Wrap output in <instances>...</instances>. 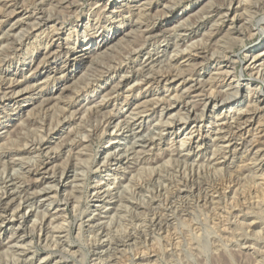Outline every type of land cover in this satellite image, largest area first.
<instances>
[{
  "label": "rangeland",
  "instance_id": "374dc122",
  "mask_svg": "<svg viewBox=\"0 0 264 264\" xmlns=\"http://www.w3.org/2000/svg\"><path fill=\"white\" fill-rule=\"evenodd\" d=\"M10 1L0 0V85L14 82V72L22 74L13 104L0 92V264H264V109L259 111L264 107V0H152L145 8L151 0H80L79 20L69 6H56L60 0L54 6L19 0L15 8ZM170 5L172 15L165 14ZM35 8L62 10L64 39L76 23L97 27L90 36L79 32L76 52L93 46L97 53H80L85 60L73 79L58 71L36 87L29 81L46 64L43 46L31 58L32 48L19 52L4 40L15 16ZM114 31L120 35L113 42ZM101 34L110 41L99 52ZM75 40L74 35L69 50ZM134 71L135 80L118 87L114 75ZM166 71L178 76L171 84L173 97L164 83L138 86ZM238 80L244 87L236 100L203 111L209 97L234 95ZM215 89L218 93H209ZM125 102L133 109L128 119L136 125L143 121L125 134H112L104 125L128 108ZM96 104L106 110L96 114ZM253 112L257 120L249 126L246 119Z\"/></svg>",
  "mask_w": 264,
  "mask_h": 264
},
{
  "label": "bare ground",
  "instance_id": "6f19581e",
  "mask_svg": "<svg viewBox=\"0 0 264 264\" xmlns=\"http://www.w3.org/2000/svg\"><path fill=\"white\" fill-rule=\"evenodd\" d=\"M18 1L19 0H11L10 2H12L11 4V8L12 7H14V6H16L17 5V3H18ZM25 2V0H22V2ZM36 1V3L35 4H38L37 6H41V5H44V4H46V5H52V4H54V0H35ZM80 0H65V1H63V0H60V1H58L57 2V5L56 4H54V5H56L57 7H59L58 5H60V7L59 8H63V7H65L66 5L67 6H69V8L70 9H73L71 12H73L74 11V14H79V13H77V12H79V2ZM99 1H101V0H98L97 2H99ZM110 1V0H109ZM126 1V0H125ZM146 1V0H145ZM148 1V0H147ZM28 2V1H27ZM30 2V1H29ZM32 2V1H31ZM232 2V1H231ZM245 2V1H244ZM248 2V1H247ZM5 3V2H4ZM7 3V2H6ZM21 3V2H20ZM26 3V2H25ZM125 3V2H124ZM147 4H143V7L145 8V5H151L153 2H152V0L151 1H148V2H146ZM254 3H255V1H254ZM8 4V3H7ZM32 4V3H31ZM98 4V3H97ZM154 4V3H153ZM233 4V3H232ZM231 4V5H232ZM258 4V3H257ZM10 5V4H9ZM22 5H23V3H22ZM22 5H21V7H22ZM27 5H28V3H27ZM54 5H52V6H54ZM115 5V3H113V4H111L110 5V9H114V6ZM197 4L195 3L194 4V6H196ZM36 6V5H35ZM51 6V7H52ZM92 6V5H91ZM130 6V5H129ZM139 6V5H138ZM137 6V7H138ZM142 6V5H141ZM7 7V6H6ZM10 6H8L7 8H9ZM25 7V6H24ZM33 6H31V8H32ZM47 7V6H46ZM131 7V6H130ZM130 7H128V8H130ZM143 7H141V8H143ZM231 7V8H230ZM228 9H231L232 11H234L235 9H234V6H230ZM2 8H3V6H2ZM6 8V9H7ZM15 8V7H14ZM23 8V7H22ZM30 8V7H29ZM43 8H45L44 6H43ZM50 8V7H49ZM59 8H58V10H59ZM69 8H68V10H69ZM106 8H109V7H106ZM105 8V9H106ZM125 8V7H124ZM132 8V7H131ZM134 8V7H133ZM136 8V7H135ZM147 8V7H146ZM164 8V7H163ZM236 8V7H235ZM240 8V7H239ZM238 8V9H239ZM251 8V7H250ZM1 9V8H0ZM5 9V8H4ZM3 9V10H4ZM24 9H26V7L24 8ZM36 9V8H35ZM50 9H52V8H50ZM54 9V8H53ZM57 9V8H56ZM60 9V10H61ZM148 9H149V7H148ZM237 9V8H236ZM12 10H14V9H12ZM55 10V9H54ZM59 10V12H54L53 11V13L52 12H50V10H47V9H36V10H34V11H32V13H25V11L24 12H22L21 14H19V15H16L15 17H17V16H19L18 17V20L15 22V23H13L12 24V26L8 29V30H6V31H8V33L5 31V33H7V34H5L4 35V40L5 41H7V42H10L11 41V44L15 47V48H17V50H19V52L22 50V49H24L25 47H27V51L28 50H31V48L33 49V51L31 52V51H28L29 52V54L31 55V58H33V56H34V52L36 51L37 52V50H38V48L42 45L43 46V48H44V52H42L43 53V56L44 57H42L44 60L43 61H46V64H44V66L42 67V69H41V71H39L38 70V73H37V75H36V77H34V78H31L30 79V81L29 82H32V83H35V86L36 87H40V86H42L43 84H46L48 81H49V79H50V77H51V74H54V73H57L58 71H61L62 73H63V75L65 74L66 75V80L67 81H69L70 79H73L74 77H76L78 74H79V72H80V69H81V65H83L82 63H84V58H85V56H84V54L82 55V54H80L81 52L83 53V51H90V50H93V46H91V47H89L90 46V44H91V41H92V38L90 37V39H89V42H88V44H89V48H87V49H84L83 51H81L80 53H77L76 51H77V49H79V48H81V46H79V44H77L78 43V40H79V32L82 30V31H85V36H90L91 34V31L92 30H95V25H91L90 27L86 24V25H83V24H79V23H76V25L73 27L74 28V31H72L71 33H69V35H68V37L66 38V39H64V36H65V32H64V27H63V25H64V16L61 14L62 13V10L60 11ZM66 10H67V8H66ZM65 10V11H66ZM93 10V9H92ZM119 10V9H118ZM117 10V11H118ZM126 10V9H125ZM134 10H136V9H134ZM143 10V9H142ZM153 10V9H152ZM165 10H166V13L165 14H171L172 15V13H173V11H174V6H171L170 5V7H168V8H165ZM2 11V10H1ZM0 11V12H1ZM31 11V10H30ZM52 11V10H51ZM109 11V10H108ZM116 11V12H117ZM130 11V10H129ZM148 11H150V10H148ZM16 12V11H15ZM14 11H13V15H14V13H15ZM64 12V11H63ZM70 12V11H69ZM70 12V13H71ZM114 10H112V11H110L109 13H111V15L112 14H115L116 13ZM124 12V11H123ZM155 12V11H154ZM227 12H229V11H227ZM10 13H11V11H10ZM107 13V12H106ZM108 13V14H109ZM136 13H138L137 11H136ZM140 13H141V11H140ZM149 13H151V12H149ZM148 12L146 13L147 15H150ZM186 13V15L189 13L187 10L186 11H184V14ZM230 13V12H229ZM247 13V12H246ZM9 14V13H8ZM12 14V13H11ZM66 14H67V12H66ZM72 14V13H71ZM74 14H73V16H74ZM117 14V13H116ZM134 14V13H133ZM144 14V13H143ZM142 14V15H143ZM164 14V13H163ZM236 14V13H235ZM7 15V14H6ZM110 15V14H109ZM123 15H124V13H123ZM132 15V14H131ZM131 15H130V17H131ZM141 15V14H140ZM67 16H68V14H67ZM72 16V15H71ZM72 16V17H73ZM76 16V15H75ZM144 16H146L145 14H144ZM7 17V16H6ZM78 17V18H77ZM79 15L78 16H76V18L79 20ZM91 15L90 16H88V20L90 21L91 20ZM117 17V16H116ZM123 17V16H122ZM139 17H141V16H139ZM138 17V18H139ZM66 18V17H65ZM71 18V17H70ZM2 19V18H1ZM0 19V20H1ZM62 19V20H61ZM67 19H69V17L67 18ZM115 19V18H114ZM122 19V18H121ZM131 19V18H130ZM135 19V18H134ZM136 19H137V16H136ZM159 19V18H158ZM233 19V18H232ZM4 20V19H3ZM138 20V19H137ZM180 20V19H179ZM174 21V20H173ZM173 21H171L170 23H173ZM200 21V20H199ZM262 21H264V19L262 20ZM138 22V21H137ZM120 23H121V21H120ZM166 23V22H165ZM164 23V24H165ZM180 23V22H179ZM216 23V22H215ZM219 23H221V22H219ZM157 24V23H156ZM262 24V23H261ZM125 25V24H124ZM181 25V24H180ZM1 26H2V23H1V21H0V28H1ZM178 26V25H177ZM194 26V25H193ZM4 27V26H3ZM164 27V26H163ZM162 27V28H163ZM179 27V26H178ZM182 27H184V26H182ZM181 27V28H182ZM97 28V27H96ZM159 28V27H158ZM242 28V27H241ZM147 29V28H146ZM154 29V28H153ZM164 29V28H163ZM170 29H171V27H170ZM1 30V29H0ZM145 30V29H144ZM162 30V29H161ZM147 31V30H146ZM148 31H149V29H148ZM170 31V30H169ZM168 31V32H169ZM172 31V30H171ZM88 32V33H87ZM96 32H97V30H96ZM182 32V31H181ZM95 33V32H94ZM166 33V32H165ZM261 33V32H260ZM132 34V33H131ZM264 34V33H263ZM26 35H31L32 36V38H33V41H31V39L32 38H30L29 36H26ZM76 36V43L74 44L75 46H73V48H72V50H69L68 48H69V46L71 47V44H70V40H71V37L72 36ZM120 34H119V31H114L113 32V35H112V38L110 39L111 41H116L119 37ZM154 35V34H153ZM169 35V34H168ZM184 35V34H183ZM101 37H104L103 38V40L100 42V47H102V48H100V49H98V51L100 52L103 48L104 49H107V47L109 46V41L110 40H108L107 39V37H105L104 35H100ZM149 36V35H148ZM151 36V35H150ZM178 36H181V34L180 35H178ZM186 36H188V35H186ZM3 37V36H2ZM133 37V36H132ZM185 37V36H184ZM189 37V36H188ZM236 37V36H235ZM176 38V37H175ZM178 39V38H177ZM180 39V38H179ZM183 39V38H182ZM186 40H185V42L187 41V38H185ZM190 39V38H189ZM192 40H193V37L191 38ZM43 40H45L44 41V43H42L43 42ZM167 40V39H166ZM157 42V41H156ZM1 43H2V41H1ZM173 43V42H172ZM10 43H9V45H11ZM162 44V43H161ZM170 44V43H169ZM196 44V43H195ZM201 44V43H200ZM102 45V46H101ZM168 45V44H167ZM166 45V46H167ZM186 45H187V42H186ZM192 45V44H191ZM194 45V44H193ZM198 45V44H197ZM164 46V45H163ZM171 46V45H170ZM173 46V45H172ZM190 46V45H189ZM201 46V45H200ZM29 47V48H28ZM64 47H66L65 49H68V51H66L65 53H64V50H63V48ZM83 47V46H82ZM160 48H161V46H159ZM174 47V46H173ZM183 47H185V46H183ZM164 48H166V47H164ZM176 48V47H175ZM178 48V47H177ZM194 48V47H193ZM192 48V49H193ZM202 48H204V47H202ZM71 49V48H70ZM111 49V48H110ZM167 49V48H166ZM180 49V48H179ZM183 49V48H182ZM181 49V50H182ZM201 49V48H200ZM176 50V49H175ZM185 50V49H184ZM186 50H189V49H186ZM197 50V49H196ZM251 50V49H250ZM256 50V48L255 49H253V50H251L250 52H248V53H251V52H253V51H255ZM26 51V50H25ZM158 51V50H157ZM180 51V50H179ZM183 51V50H182ZM194 51V50H193ZM192 51V52H193ZM199 51V50H198ZM198 51H196V52H198ZM206 51V50H205ZM221 51V50H220ZM1 52V51H0ZM28 52H26L27 54H28ZM39 52V51H38ZM159 52V51H158ZM167 52V51H166ZM178 52V51H177ZM184 52V51H183ZM195 52V53H196ZM12 53V52H11ZM15 53V52H14ZM17 53V52H16ZM92 53H97V52H95V49L92 51ZM149 53V52H148ZM164 53H165V51H164ZM194 53V54H195ZM205 53V52H204ZM214 53V52H213ZM263 53V52H262ZM28 54V55H29ZM150 54V53H149ZM149 54H147V55H149ZM156 54V53H155ZM161 54V53H160ZM166 54V53H165ZM174 54V53H173ZM180 54V53H179ZM178 54V55H179ZM182 54V53H181ZM193 54V53H192ZM207 54V53H206ZM162 55V54H161ZM160 55V56H161ZM164 55V54H163ZM169 55V54H168ZM172 55V54H171ZM191 55V54H190ZM196 55V54H195ZM197 55H198V53H197ZM203 55V54H202ZM208 55V54H207ZM214 55H216L215 53H214ZM262 55V54H261ZM6 56V55H5ZM93 56H94V54H93ZM125 56V55H124ZM139 56V55H138ZM143 56V55H142ZM181 56V55H180ZM184 56V55H183ZM200 56V55H199ZM212 56V55H211ZM210 56V57H211ZM220 56V55H219ZM228 56V55H227ZM226 55H225V58L227 57ZM249 56V55H248ZM256 56H260V54L259 55H256ZM30 57V56H29ZM28 57V58H29ZM149 57V56H148ZM167 57V56H166ZM179 57V56H178ZM190 57V56H189ZM189 57H188V59H189ZM209 57V56H208ZM223 57H224V55H223ZM261 57V56H260ZM41 58V59H42ZM130 58V57H129ZM145 58V57H144ZM160 58V57H159ZM158 58V59H159ZM171 58V57H170ZM173 58V57H172ZM175 58H176V56H175ZM186 58H187V56H186ZM185 58V59H186ZM253 58H255V57H253ZM41 59L39 60V61H41ZM120 59V58H119ZM135 59V61H136V58H134ZM149 59V58H148ZM163 60H164V58H162ZM174 59V58H173ZM206 59V58H205ZM213 59V58H212ZM220 59V58H219ZM259 59V58H258ZM264 59V58H263ZM167 60V59H166ZM168 60H169V58H168ZM178 60V59H177ZM235 60V59H234ZM256 60V59H255ZM129 61V60H128ZM147 61V60H146ZM150 61H152V60H150ZM158 61V60H157ZM156 61V62H157ZM173 61V60H172ZM171 60H170V62H172ZM189 61V60H188ZM210 61V60H209ZM208 61V62H209ZM216 61V60H215ZM220 61V60H219ZM31 62V61H30ZM34 62V61H33ZM117 62V61H116ZM140 62V61H139ZM143 62V61H142ZM144 62H145V59H144ZM159 62V61H158ZM169 62V63H170ZM204 62V61H203ZM213 62V61H212ZM235 62V61H234ZM263 62V61H262ZM37 63V62H36ZM42 63V62H41ZM148 63V62H147ZM177 63H178V61H177ZM182 63V62H181ZM195 63V62H194ZM224 63V62H223ZM255 63V62H254ZM261 63V62H260ZM29 64V63H28ZM38 64H40V63H38ZM144 64V63H143ZM164 64V63H163ZM162 64V65H163ZM171 64V63H170ZM188 64V63H187ZM191 64V63H190ZM189 64V65H190ZM40 65H42V64H40ZM121 65V64H120ZM146 65V64H145ZM148 65V64H147ZM151 65H153V64H151ZM160 65V64H159ZM254 65V64H253ZM252 65V66H253ZM259 65V64H258ZM109 66V65H108ZM107 66V67H108ZM155 66V65H154ZM166 66V65H165ZM164 66V68H167V66L165 67ZM173 67H174V65H172ZM179 66V64H177V66H176V68ZM204 66V65H203ZM220 66V65H219ZM250 66H251V64H250ZM251 66V67H252ZM264 66V65H263ZM40 67V66H39ZM110 67V66H109ZM115 67V66H114ZM134 67V66H133ZM132 67V68H133ZM144 67V66H143ZM146 67V66H145ZM144 67V68H145ZM147 67H149V66H147ZM182 67V66H181ZM180 67V68H181ZM205 67V66H204ZM260 67V66H259ZM258 67V68H259ZM38 68V67H37ZM106 68V67H105ZM111 68V67H110ZM109 68V69H110ZM118 68V67H117ZM116 68V69H117ZM130 68V67H129ZM128 68V69H129ZM138 68V67H137ZM139 68H140V66H139ZM142 68V67H141ZM152 68H154V67H152L151 66V69ZM159 68V67H158ZM172 68V67H171ZM175 68V67H174ZM175 68V69H176ZM187 68V67H186ZM193 68V67H192ZM202 68V67H201ZM255 68V67H254ZM258 68H256V69H258ZM262 68V67H261ZM33 69V68H32ZM115 69V70H116ZM136 69V68H135ZM150 69V70H151ZM160 69H163V68H160ZM196 69H197V67H196ZM210 69V68H209ZM221 69V68H220ZM34 70V69H33ZM103 70V69H102ZM111 70L113 71V69L111 68ZM155 70V69H154ZM205 70V69H204ZM222 70H224V69H222ZM230 70V69H229ZM253 70V69H252ZM260 71H261V69H259ZM259 70H257L258 71V73L260 74V72H259ZM262 70H263V68H262ZM31 71V70H30ZM125 71V70H124ZM128 71V70H127ZM140 71V70H139ZM141 71H143V70H141ZM146 71H147V69H146ZM165 70L163 69V72H164ZM197 71V70H196ZM264 71V70H263ZM262 71V72H263ZM4 72L5 73H10V70H4ZM12 72V71H11ZM120 72V71H119ZM138 72V71H137ZM152 72V71H151ZM183 72V71H182ZM201 72V71H200ZM203 72V71H202ZM261 72V73H262ZM15 74H14V77H16V80L14 81V79L15 78H13V81L14 82H12V83H9V85L7 84L6 86H2V85H0V92H3V94H4V92H6V94L8 95V97H9V99H8V101H9V103H11V104H13V102H14V96H18V94H20V91H18L19 90V86L21 85V83L17 80V77H18V75L20 76L21 74H22V72H14ZM106 73V72H105ZM118 73V72H117ZM126 73V72H125ZM141 73V72H140ZM144 73V72H143ZM143 73H141V74H143ZM147 73V72H146ZM155 73V72H154ZM154 73H151V75L153 74L154 75ZM257 73V72H256ZM264 73V72H263ZM36 74V73H35ZM107 74V73H106ZM175 74H176V72H175ZM194 74V73H193ZM203 74V73H202ZM201 74V75H202ZM207 74V73H206ZM118 75V74H117ZM115 76L114 75V77H116V79L118 80V87H119V85H128V84H130L133 80H135V78H136V76H135V71L134 72H132V73H130V74H122V75H118V76ZM148 75V74H147ZM157 75V74H156ZM178 75V74H177ZM263 75V74H262ZM262 75H261V77H262ZM9 76V75H8ZM141 76V75H140ZM241 76H243V73H242V75ZM219 77V76H218ZM234 77V76H233ZM232 77V78H233ZM7 78V77H6ZM113 78V77H112ZM178 76H176V75H174L173 73H170V72H168L167 73V71H166V74H164V73H162V74H159L158 76H152V78H150V76H149V78L148 79H146V80H144L145 81V84H144V82H143V84H142V82L140 83V82H138V83H140L141 85H138L139 87H143V86H153V85H161V84H163L164 83V85L165 86H167V87H170L171 88V84L173 83V82H175V81H177L178 79ZM184 78V77H183ZM194 78H196V77H194ZM219 78H221V77H219ZM5 79V78H4ZM94 79V78H93ZM92 79V80H93ZM192 79V78H191ZM210 79H213V78H210ZM226 79H227V77H226ZM231 79V78H230ZM263 79H264V77H263ZM61 80V79H60ZM88 80V79H87ZM95 80V79H94ZM97 80V79H96ZM214 80H216V79H214ZM89 81H91V79L89 80ZM195 81V80H194ZM211 81V80H210ZM95 82V81H94ZM216 82V81H215ZM214 82V83H215ZM220 82H221V80H220ZM231 82H232V80H231ZM2 83V82H1ZM88 84H89V82H87ZM137 83V84H138ZM179 83V82H178ZM184 83H186V81H183V83H182V85H184ZM194 83V82H193ZM196 83V82H195ZM199 84H200V82H198ZM225 83V82H224ZM192 84V83H191ZM210 84V83H209ZM219 84V83H218ZM218 84H216V85H218ZM232 84V83H231ZM230 84V85H231ZM236 84V87L237 88H235V90H236V92L234 93V95H233V93H231L232 94V96H231V94H229L231 97L229 98V95H228V97H223L224 99H220V100H212V99H210V97L208 98V99H206V101H205V103H204V107H203V111H206V110H208V109H210V108H212V109H215L217 106H218V104L220 103V104H222V106L223 105H227V102L228 101H233L234 99L236 100L237 99V97L239 96V94H240V91H241V89L244 87L243 85V83H242V81H239L238 80V82L237 83H235ZM123 85V86H124ZM173 85V84H172ZM220 85V84H219ZM86 86H87V84H86ZM136 86V85H135ZM135 86H133V87H135ZM191 86V85H190ZM199 86V85H198ZM203 86V85H202ZM226 86H227V84H226ZM4 87H6V88H4ZM65 87V86H64ZM88 87H89V85H88ZM121 87V86H120ZM129 87H130V85H129ZM158 87V86H157ZM164 87V86H163ZM174 87V86H173ZM178 87V86H177ZM181 87H183V86H181ZM188 87V86H187ZM193 87V86H192ZM210 87V86H209ZM212 87V86H211ZM218 87H220V86H218ZM229 87V86H228ZM141 88H138V90H140ZM147 88H149V87H147ZM166 88V87H165ZM186 88V87H185ZM194 88V87H193ZM195 88H196V86H195ZM217 88V87H216ZM232 88V87H231ZM20 89H21V87H20ZM158 89V88H157ZM183 89V88H182ZM197 89V88H196ZM223 89V88H222ZM225 89V88H224ZM228 89V88H227ZM59 90H63V89H59ZM65 90V89H64ZM81 90H83V87H82V89ZM112 92H114V88H112ZM133 90V89H132ZM137 90V91H138ZM155 90V89H154ZM167 90V89H166ZM201 90V89H200ZM220 90V89H219ZM229 90V89H228ZM234 90V89H233ZM234 90V91H235ZM54 91V90H53ZM77 91V90H76ZM117 91H118V89H117ZM121 91V90H120ZM120 91H119V93H120ZM165 91V90H164ZM168 92H170V96H172L173 97V93H174V91H176V90H174V88H171V90H167ZM194 91V90H193ZM213 92V95H215L214 93L216 92V89H215V91L214 90H210L209 91V93L210 92ZM250 91V90H249ZM258 91V90H257ZM22 92H23V90H22ZM21 92V93H22ZM61 92V91H60ZM80 92V91H79ZM94 92V91H93ZM111 92V93H112ZM125 92V91H124ZM123 92V93H124ZM131 93V91H128V93ZM157 92H159V91H157ZM168 92H167V94H168ZM184 92V91H183ZM188 92V91H187ZM199 92V91H198ZM255 92V91H254ZM261 92H264V91H261ZM51 93V95L53 96L54 94L52 93V92H50ZM118 93V94H119ZM122 93V92H121ZM127 93V94H128ZM141 93V92H140ZM182 93V92H181ZM180 93V94H181ZM186 93V92H185ZM190 93V92H189ZM208 93V91L206 92V94ZM216 93H218V92H216ZM224 93H226V92H224ZM251 93V92H250ZM10 94H12V95H10ZM125 94H126V92H125ZM156 95L158 94V93H155ZM197 94V93H196ZM116 95V94H115ZM139 95V94H138ZM163 95V94H162ZM194 95H195V93H194ZM219 95V94H218ZM225 95V94H224ZM108 96V95H107ZM143 96V95H142ZM160 96V95H159ZM178 96H180V95H178ZM210 96V95H209ZM212 96V95H211ZM255 96V95H254ZM7 97V96H6ZM116 97V96H115ZM125 97H126V95H125ZM125 97H123V98H125ZM131 97V96H130ZM146 97V96H145ZM194 97V96H193ZM204 97H206V96H204ZM207 97H208V95H207ZM220 97V96H219ZM246 97V96H245ZM22 98V97H21ZM109 98V97H108ZM150 98V97H149ZM171 98V97H170ZM175 98V100H177L178 99V97H174ZM177 98V99H176ZM198 98H200L199 96H198ZM203 98V97H202ZM214 98V97H213ZM117 99V98H116ZM127 99H129V97H128V95H127ZM138 99V98H137ZM162 99H165V98H163V96H162ZM161 99V100H162ZM166 99H167V97H166ZM184 99V98H183ZM190 99V98H189ZM119 100V99H118ZM170 100V99H169ZM179 100H182V99H180L179 98ZM198 100V99H197ZM256 100V99H255ZM261 100V99H260ZM117 101V100H116ZM123 101H124V99H123ZM159 101H160V99H159ZM172 101H174V100H172ZM178 101V100H177ZM176 101V102H177ZM203 101V100H202ZM105 102V101H104ZM107 102V101H106ZM127 102V101H126ZM124 103V105H123V108L124 107H128V108H126V110H122V111H120V113H116V115H114L112 118H110V119H107V125H104V126H106L105 127V130H109V131H112L111 133L112 134H114V133H122V134H125L123 131L128 127V128H130V127H132V126H137V125H139V123H141L143 120H141L143 117H138V119H137V121H140L137 125L134 123L133 124V122H136V120H133V121H131V120H129L128 119V115L129 114H132L131 113V111L133 110V109H131L130 107H131V104L130 103ZM133 102V101H132ZM149 102H151L150 100H149ZM175 102V101H174ZM180 102V101H179ZM236 102V101H235ZM103 103V102H102ZM101 103V104H102ZM109 103V102H108ZM123 103V102H122ZM163 103V102H162ZM165 103V102H164ZM168 103V102H167ZM167 103H165V105H167ZM184 103V102H183ZM187 103V102H186ZM259 103V102H258ZM74 104V103H73ZM100 104V103H99ZM161 104V103H160ZM176 104V103H175ZM189 104V103H188ZM203 104V103H202ZM219 104V105H220ZM236 104V103H235ZM234 104V105H235ZM252 104V103H251ZM255 104V103H254ZM76 105H77V103H76ZM157 105L158 106H160L158 103H157ZM186 105V104H185ZM189 105H191V104H189ZM188 105V106H189ZM258 105V104H257ZM96 106V109H97V104L95 105ZM95 106H93V107H95ZM102 106H104V107H107V105L104 103V105H102ZM99 107L97 110H96V114H100V113H102L104 110H106L104 107ZM147 106V105H146ZM145 106V107H146ZM151 106V105H150ZM168 106V105H167ZM201 106V105H200ZM213 106V107H212ZM8 107V106H7ZM121 107H122V105H121ZM148 107V106H147ZM152 108L151 109H153V106H151ZM175 107V106H174ZM142 108V107H141ZM162 108V107H161ZM170 108V107H169ZM172 108V107H171ZM180 108V107H179ZM193 108V107H192ZM90 109V108H89ZM164 109V108H163ZM259 109V108H258ZM263 109H264V107L263 108H260L259 109V111L260 112H262L263 111ZM69 110V109H68ZM139 110H143V109H139ZM147 110V109H146ZM145 110V111H146ZM148 110H150V108L148 109ZM147 110V111H148ZM154 110H155V107H154ZM191 110V109H190ZM28 111V110H27ZM91 111V110H90ZM125 111V112H124ZM161 111H162V109H161ZM160 111V112H161ZM164 111V110H163ZM165 111H166V108H165ZM165 111H164V113H165ZM141 112V111H140ZM144 112V111H143ZM148 112H150V111H148ZM152 112V111H151ZM159 112V113H160ZM195 111L194 110H191L190 111V113H194ZM207 112V111H206ZM217 112V111H216ZM15 113V112H14ZM22 113H24V112H21V114ZM88 113V112H87ZM145 113V112H144ZM173 113V112H172ZM185 113H186V111H185ZM189 113V112H188ZM200 113V112H199ZM203 113V112H202ZM68 114V113H67ZM95 114V115H96ZM139 114H141V113H139ZM155 114V113H154ZM87 115V114H86ZM149 115V114H148ZM152 115V114H151ZM186 115V114H185ZM189 115V114H188ZM196 115H197V113H196ZM200 115V114H199ZM204 115H205V112H204ZM66 116V115H65ZM112 116V115H111ZM160 116V115H159ZM169 116H171V114L169 115ZM190 116V115H189ZM193 116H195V114L193 115ZM198 116V115H197ZM256 116H258V112L257 113H255V112H253V114L248 118V119H246L247 121H246V124H248L249 126H251L253 123V121L256 119L257 120V118H255ZM70 117V116H69ZM106 117V116H105ZM161 117V116H160ZM159 117V118H160ZM172 117H173V115H172ZM179 117V116H178ZM187 117V116H186ZM205 117V116H204ZM63 118V117H62ZM98 118V117H97ZM162 118V117H161ZM196 118V117H195ZM200 118H201V116H200ZM212 118V117H211ZM242 118V117H241ZM246 118H247V116H246ZM44 119V118H43ZM64 119H66L65 117H64ZM68 119H70V118H68ZM67 119V120H68ZM191 120V119H190ZM205 120V119H204ZM260 120V119H259ZM103 122L105 121V119L104 120H102ZM131 121V122H130ZM172 121V120H171ZM174 121V120H173ZM240 121V120H239ZM66 121L65 120H63L62 121V123H65ZM57 123V122H56ZM60 123V122H59ZM59 123H57V124H59ZM61 123V124H62ZM156 123V122H155ZM224 123V122H223ZM226 123V122H225ZM165 124V123H164ZM170 124H172V123H170V122H168V125H170ZM259 124V123H258ZM67 125V124H66ZM98 125H99V123H98ZM143 125V124H142ZM142 125H140V127H142ZM156 125V124H155ZM154 125V126H155ZM158 125V124H157ZM57 126V125H56ZM165 126H167V123L165 124ZM95 127L98 129L99 127H97V124L95 125ZM170 127V126H169ZM178 127V126H177ZM239 128H241L240 127V125L238 126ZM110 128V129H109ZM160 128V127H159ZM163 128H165V127H163ZM171 128V127H170ZM247 128V127H246ZM102 129H104V127L102 128ZM112 129V130H111ZM138 129V128H137ZM174 129V128H173ZM255 129V128H254ZM164 130V129H163ZM192 130H194V129H192ZM198 130V129H197ZM219 130V129H218ZM230 130V129H229ZM238 131H240V130H242V129H237ZM99 131V130H98ZM165 131H167V130H165ZM103 132H105V131H103ZM129 132H130V130H129ZM134 132V131H133ZM149 132V131H148ZM168 132V131H167ZM193 132V131H192ZM191 132V133H192ZM200 132V131H199ZM218 132V131H217ZM243 132H244V130H243ZM242 132V133H243ZM264 132V131H263ZM102 133V132H101ZM107 133V132H106ZM105 133V134H106ZM111 133H110V135H111ZM128 133V132H127ZM134 136H135V133H132ZM191 135V134H190ZM189 135V136H190ZM229 135V134H228ZM2 136V135H1ZM0 136V137H1ZM123 136V135H122ZM200 136V135H199ZM88 137V136H87ZM120 137H121V135H120ZM89 138H90V136H89ZM221 138V137H220ZM219 138V139H220ZM230 138V137H229ZM1 139V138H0ZM128 139V138H127ZM189 139H192V138H190L189 137ZM226 139H227V137H226ZM231 139H232V137H231ZM234 139V138H233ZM241 139V138H240ZM85 140V139H84ZM188 140V139H187ZM224 140V139H223ZM230 140V139H229ZM255 140V139H254ZM186 141V140H185ZM233 141V140H232ZM234 142V141H233ZM245 142V141H244ZM243 142V143H244ZM186 143V142H185ZM193 143H195V144H197L198 145V142H193ZM204 143V142H203ZM202 143V144H203ZM232 143V142H231ZM229 144L230 146L232 145V144ZM235 143H237V141L235 142ZM246 143V142H245ZM90 144V143H89ZM181 145H183V143L181 144ZM196 145V146H197ZM204 145V144H203ZM223 146L224 145H226V144H222ZM237 145V144H236ZM243 145V144H242ZM200 146V145H199ZM198 146V147H199ZM228 146V145H227ZM193 147H194V145H193ZM232 147V146H231ZM252 147V146H251ZM20 148V147H19ZM229 148V147H228ZM229 150H231V149H229ZM228 150V151H229ZM234 150H237V149H233V151ZM46 152V151H45ZM181 153V152H180ZM258 154V153H257ZM109 155V153L106 155V156H108ZM111 158V157H110ZM2 159V158H1ZM90 159V158H89ZM162 159V158H161ZM88 160V159H87ZM104 160V162L105 161H107L108 160V157H106L105 159H103ZM5 162V161H4ZM101 162V161H100ZM129 162V161H128ZM103 163V162H102ZM36 164V163H35ZM46 164V163H45ZM75 164H77V163H75ZM86 164V163H85ZM257 164V163H256ZM104 165H105V163H104ZM246 165V164H245ZM105 167V166H104ZM44 169V168H43ZM83 173V172H82ZM224 173V172H223ZM62 176H65V171L63 172V174H62ZM247 176V175H246ZM4 178V177H3ZM260 178V177H259ZM61 181V180H60ZM136 183V182H135ZM16 184V183H15ZM64 184L63 183H61L60 182V184H59V187H61V186H63ZM6 187V186H5ZM52 188H54V187H52ZM110 189V188H109ZM1 190V189H0ZM57 190H58V188H57ZM107 190V189H106ZM42 191H43V189H42ZM4 192V191H3ZM57 192V191H56ZM121 192V191H120ZM2 193V192H1ZM146 194V193H145ZM20 195V194H19ZM55 196V195H54ZM119 196V195H118ZM6 198V197H5ZM28 198V197H27ZM118 199V198H117ZM116 199V200H117ZM142 199V198H141ZM145 199V198H144ZM186 200V199H185ZM21 202V201H20ZM70 202V201H69ZM122 205V204H121ZM236 208V207H235ZM55 211V210H54ZM216 211V210H215ZM184 214V213H183ZM10 215V214H9ZM140 215V214H139ZM143 217V216H142ZM11 219V218H10ZM19 219H21V221H22V219L24 220V218L23 217H20ZM185 219V218H184ZM119 220V219H118ZM144 221V220H143ZM95 224V223H94ZM112 224V223H111ZM142 224V223H141ZM192 224V223H191ZM214 225V224H213ZM20 226V225H19ZM19 229V228H18ZM34 232V231H33ZM102 233V232H101ZM109 233V232H108ZM149 234V233H148ZM200 234V233H199ZM24 235V234H23ZM94 236V235H93ZM95 242V241H94ZM128 243V242H127ZM155 243V242H154ZM18 245V244H17ZM15 246V245H14ZM21 246H23V245H21ZM64 248V247H63ZM152 248V247H151ZM67 249V248H66ZM19 257V256H18ZM122 257V256H121ZM8 260V259H7ZM59 260V259H58Z\"/></svg>",
  "mask_w": 264,
  "mask_h": 264
}]
</instances>
